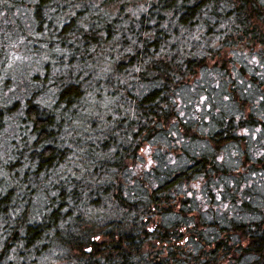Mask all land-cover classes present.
Returning <instances> with one entry per match:
<instances>
[{"label":"trees","instance_id":"1","mask_svg":"<svg viewBox=\"0 0 264 264\" xmlns=\"http://www.w3.org/2000/svg\"><path fill=\"white\" fill-rule=\"evenodd\" d=\"M263 65L264 0H0V264H264Z\"/></svg>","mask_w":264,"mask_h":264},{"label":"rangeland","instance_id":"2","mask_svg":"<svg viewBox=\"0 0 264 264\" xmlns=\"http://www.w3.org/2000/svg\"><path fill=\"white\" fill-rule=\"evenodd\" d=\"M259 54V53H258ZM264 66V65H263ZM248 77H249V74H248ZM262 77V76H261Z\"/></svg>","mask_w":264,"mask_h":264}]
</instances>
